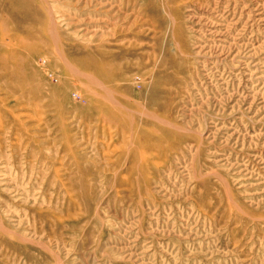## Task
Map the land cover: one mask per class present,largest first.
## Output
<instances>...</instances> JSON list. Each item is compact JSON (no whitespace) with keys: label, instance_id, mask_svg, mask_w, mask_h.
Returning a JSON list of instances; mask_svg holds the SVG:
<instances>
[{"label":"rangeland","instance_id":"rangeland-1","mask_svg":"<svg viewBox=\"0 0 264 264\" xmlns=\"http://www.w3.org/2000/svg\"><path fill=\"white\" fill-rule=\"evenodd\" d=\"M0 264H264V0H0Z\"/></svg>","mask_w":264,"mask_h":264},{"label":"bare ground","instance_id":"bare-ground-1","mask_svg":"<svg viewBox=\"0 0 264 264\" xmlns=\"http://www.w3.org/2000/svg\"><path fill=\"white\" fill-rule=\"evenodd\" d=\"M42 1V0H41ZM39 2H40V0H39ZM24 6V5H23ZM26 7V6H25ZM29 7V6H28ZM52 11V10H51ZM15 117H16V115H15ZM138 132V131H137ZM263 156V155H262Z\"/></svg>","mask_w":264,"mask_h":264}]
</instances>
